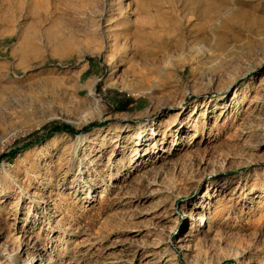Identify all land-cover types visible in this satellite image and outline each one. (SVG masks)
<instances>
[{
  "label": "rangeland",
  "instance_id": "374dc122",
  "mask_svg": "<svg viewBox=\"0 0 264 264\" xmlns=\"http://www.w3.org/2000/svg\"><path fill=\"white\" fill-rule=\"evenodd\" d=\"M206 1L0 0V264H264V0Z\"/></svg>",
  "mask_w": 264,
  "mask_h": 264
},
{
  "label": "bare ground",
  "instance_id": "6f19581e",
  "mask_svg": "<svg viewBox=\"0 0 264 264\" xmlns=\"http://www.w3.org/2000/svg\"><path fill=\"white\" fill-rule=\"evenodd\" d=\"M216 9H217V3L213 0H211L208 2L206 1V3L203 4V6L201 7V9L199 11L201 16H202V19H203V24H202V26H200L201 28L199 29L202 33H199V34L205 40H208L209 35H211L212 39L213 38H216V39L219 38L218 35H217V37L215 35L216 33H215V27L214 26L211 27V25L210 26L208 25V28L210 27L211 33L210 32L206 33V29H205L208 22H209V18L212 17V13L216 12ZM123 37H125V36H123ZM219 40L220 41H218V43L222 44L223 43L222 38ZM171 44L172 43H170V42L167 43L168 46L169 45L171 46ZM175 45H177L178 47H181L182 42L177 40ZM144 46L146 47V45H144ZM142 48L143 47H141V49ZM150 48H152V47H150ZM150 48L145 49L144 51H143L144 48L142 50L137 51V52H140L139 54H141L140 64H138V65H140L138 68V71L135 68L136 65L131 66V68L134 69L132 75H133V77H136L137 81H138V78H140L141 82H145V81L147 82L148 80H150V78L152 76H154L158 80H162L165 77V73L168 70L175 68L174 66L177 65V63L175 62L174 55L172 53L168 52V50H167V55H162V53L166 50L163 49L161 52L160 48H158V49L157 48L156 49H150ZM114 59H116V58H114ZM130 59L132 60V57ZM236 94H237V92H235V96H236ZM29 197L35 199V194L34 195L30 194ZM88 197H89V191L86 193L84 198H88Z\"/></svg>",
  "mask_w": 264,
  "mask_h": 264
},
{
  "label": "trees",
  "instance_id": "16d2710c",
  "mask_svg": "<svg viewBox=\"0 0 264 264\" xmlns=\"http://www.w3.org/2000/svg\"><path fill=\"white\" fill-rule=\"evenodd\" d=\"M120 96H122L121 98H119L117 100V105H118V108L121 109V110H128L130 105L132 103L135 102V99L132 97V96H129L127 95L126 93H122ZM104 123L102 122H99V123H93V124H90L88 126H85L83 127L82 129H75L73 126H71L70 124L68 123H63V124H60V125H52V126H44L43 128L44 129H49L48 130V134L49 135H53L57 132H61V131H66V132H70L72 134H77V133H80V132H87V131H90L94 126H100V125H103ZM41 131V129L29 134L26 138L29 140L31 139L32 137H34L35 135H37L39 132ZM26 145H28L29 143H25ZM18 152L17 150L16 151H10L8 153H3L1 154L0 156V159H3V158H12V156Z\"/></svg>",
  "mask_w": 264,
  "mask_h": 264
}]
</instances>
